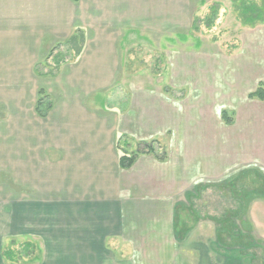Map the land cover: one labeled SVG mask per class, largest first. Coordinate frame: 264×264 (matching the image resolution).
I'll use <instances>...</instances> for the list:
<instances>
[{
    "label": "crops",
    "instance_id": "crops-1",
    "mask_svg": "<svg viewBox=\"0 0 264 264\" xmlns=\"http://www.w3.org/2000/svg\"><path fill=\"white\" fill-rule=\"evenodd\" d=\"M191 12L192 0H0V264H18L3 255L13 246L31 253L24 264H135L119 254L152 246L209 251L208 242L187 235L198 221L215 220L196 201L215 178L230 183L228 129L239 119L224 128L216 173L210 148L205 158L191 154L188 160L181 125L168 118L164 104L138 102L159 112L151 121L132 118L134 103L110 102L122 69V40L131 44L134 32L189 28ZM77 30L86 36L82 53L62 58L54 76L40 71ZM41 89L53 101L46 117L36 110ZM262 122L246 118L240 128L248 155L251 140L255 150L262 147L263 133L254 128ZM128 138L173 140L175 159L141 154L122 169L119 143ZM252 156L253 168L264 173V157ZM247 213L264 243L262 191ZM230 251L221 264H241L240 257L232 263Z\"/></svg>",
    "mask_w": 264,
    "mask_h": 264
},
{
    "label": "rangeland",
    "instance_id": "rangeland-1",
    "mask_svg": "<svg viewBox=\"0 0 264 264\" xmlns=\"http://www.w3.org/2000/svg\"><path fill=\"white\" fill-rule=\"evenodd\" d=\"M247 1L264 5V0ZM190 25L165 35L134 32L130 34L131 44L124 38L120 44V79L110 102L134 103L132 118L144 117L151 121L159 112L144 106L140 109L138 102L164 104L168 118H176L181 125L182 152L188 160L191 154L205 158L210 148L216 173L222 166V136L224 128L227 129L222 113L226 111L233 123L239 119L228 129L232 135L229 153L232 178L230 183L223 182L221 177L215 178L213 186L204 189L196 201L200 211L215 220L198 221L187 237L200 244L208 242V252L193 254L177 251L180 250L177 247L162 251L166 247L152 246L149 252L119 254L120 260L129 255L135 264H221L229 246L232 263L240 257L241 264H264V243L254 233L247 213L250 202L261 191L264 193V179L260 178L264 173L258 167V170L253 168L256 162L250 159L255 152L264 157V140L257 150L255 141L251 140L249 155L245 153L246 141H239L246 118H263L254 128L264 138V102L249 98L264 81V22L254 27L244 25L234 0H192ZM73 53L69 45L58 46L54 57L39 70L56 72L54 61ZM172 134L168 132L167 138ZM146 145L155 150L151 155L168 159L171 153L175 159L173 140L167 145L159 140L121 139L119 148L133 154ZM13 247L16 263L30 261L31 253H26V248ZM108 256L114 262V254Z\"/></svg>",
    "mask_w": 264,
    "mask_h": 264
},
{
    "label": "trees",
    "instance_id": "trees-1",
    "mask_svg": "<svg viewBox=\"0 0 264 264\" xmlns=\"http://www.w3.org/2000/svg\"><path fill=\"white\" fill-rule=\"evenodd\" d=\"M236 3V12L238 13L239 19L242 21V23L246 26L254 27L257 23H263L264 22V5L260 6L256 3L249 2L247 0H234ZM86 40V36L82 30H78L77 33L70 39L69 46L71 50L75 53V56L78 57L83 50L84 43ZM55 68L54 70L57 72L59 70V66L61 63H64L65 61L61 58H58L54 61ZM56 72H50L47 75L54 76ZM250 99H257L264 102V83H260L258 88L249 94ZM53 108V101L51 100L50 96L41 89L39 91V99L37 102L36 110L38 114L41 117H46L48 113ZM222 118L225 121L226 124H232V120L229 118L226 111L222 113ZM120 149V148H119ZM122 153H120L119 163L120 167L122 169H130L138 159V157L141 154H154L155 150L152 146L146 145L144 148H139V150L133 154H129L125 150H120ZM158 161L165 162L167 158L154 156ZM4 254V257H6L9 261H14V251H6ZM237 262L238 259L234 258ZM238 261H241L238 260Z\"/></svg>",
    "mask_w": 264,
    "mask_h": 264
}]
</instances>
